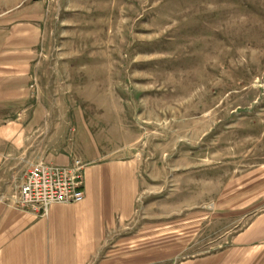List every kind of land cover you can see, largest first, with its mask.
Instances as JSON below:
<instances>
[{
	"label": "rangeland",
	"instance_id": "374dc122",
	"mask_svg": "<svg viewBox=\"0 0 264 264\" xmlns=\"http://www.w3.org/2000/svg\"><path fill=\"white\" fill-rule=\"evenodd\" d=\"M40 15L45 124L0 173L1 203L53 134L88 157L85 125L103 155L139 163L122 228L145 256L229 247L264 213V0H0V23Z\"/></svg>",
	"mask_w": 264,
	"mask_h": 264
},
{
	"label": "crops",
	"instance_id": "0c3cea01",
	"mask_svg": "<svg viewBox=\"0 0 264 264\" xmlns=\"http://www.w3.org/2000/svg\"><path fill=\"white\" fill-rule=\"evenodd\" d=\"M43 21L40 15L0 23V173L45 124L34 90ZM81 129L93 145L88 157L79 154L85 165L84 200L53 205L46 217L0 202V264H264V213L214 253L169 262L145 256L143 237L136 233L129 239L122 228L135 214L142 185L139 163L119 158L115 150L103 155L87 127ZM50 140L45 162L70 166L76 156L56 146V134Z\"/></svg>",
	"mask_w": 264,
	"mask_h": 264
},
{
	"label": "built area",
	"instance_id": "2783aa9c",
	"mask_svg": "<svg viewBox=\"0 0 264 264\" xmlns=\"http://www.w3.org/2000/svg\"><path fill=\"white\" fill-rule=\"evenodd\" d=\"M85 165L75 160L61 167L40 161L30 164L19 190L11 196L10 203L17 209L46 217L53 205H73L84 200L83 170ZM4 198H0L3 202Z\"/></svg>",
	"mask_w": 264,
	"mask_h": 264
}]
</instances>
